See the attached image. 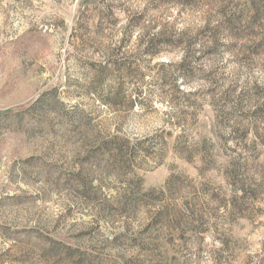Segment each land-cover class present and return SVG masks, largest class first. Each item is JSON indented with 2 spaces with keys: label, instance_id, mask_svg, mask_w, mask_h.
I'll use <instances>...</instances> for the list:
<instances>
[{
  "label": "rangeland",
  "instance_id": "1",
  "mask_svg": "<svg viewBox=\"0 0 264 264\" xmlns=\"http://www.w3.org/2000/svg\"><path fill=\"white\" fill-rule=\"evenodd\" d=\"M0 264H264V0H0Z\"/></svg>",
  "mask_w": 264,
  "mask_h": 264
}]
</instances>
